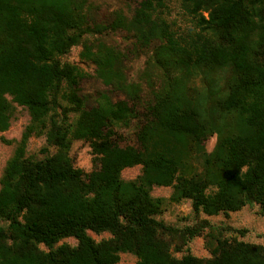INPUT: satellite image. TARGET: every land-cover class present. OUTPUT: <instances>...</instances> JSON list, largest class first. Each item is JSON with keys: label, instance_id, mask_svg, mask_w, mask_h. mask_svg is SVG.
I'll return each mask as SVG.
<instances>
[{"label": "trees", "instance_id": "trees-1", "mask_svg": "<svg viewBox=\"0 0 264 264\" xmlns=\"http://www.w3.org/2000/svg\"><path fill=\"white\" fill-rule=\"evenodd\" d=\"M168 1L139 0L131 17L102 24L87 0H0V131L17 105L31 115L1 178L0 264H118L121 252L135 264H264V246L237 239L218 238L211 258L175 257L172 245L181 251L209 221L169 225L157 218L167 199L151 194L172 186L169 200L190 199L198 215L253 202L264 214V0H181L194 24L181 34L165 16ZM110 30L149 51L150 95L125 77L127 53L85 44L98 78L123 95L88 107L83 73L62 57ZM134 122L137 142L124 144L118 127ZM34 133L46 136L44 158L26 155ZM74 139L92 148L89 173L74 165ZM137 164L141 175L123 179ZM89 231L112 237L97 242ZM66 237L77 245H57Z\"/></svg>", "mask_w": 264, "mask_h": 264}, {"label": "rangeland", "instance_id": "rangeland-1", "mask_svg": "<svg viewBox=\"0 0 264 264\" xmlns=\"http://www.w3.org/2000/svg\"><path fill=\"white\" fill-rule=\"evenodd\" d=\"M90 8V19L96 23L110 24L117 15L123 14L131 17L134 8L139 0H87ZM166 18L173 24L178 34L186 33L193 27L192 18L187 15L182 6L181 0H169ZM101 43L126 54L124 74L128 81L138 82L142 85L143 95H150V88L147 80V60L149 51L136 50L134 41L127 36L124 31L110 30L105 33H96L86 35L83 41L71 48L62 58L64 61L77 65L83 73L81 80V95L87 100V106L91 107L98 102H105L106 98L117 101L123 98L119 92L112 91L98 78L96 74L97 66L88 61L83 55L84 45L89 44L92 47ZM151 73L161 75V72L155 68ZM106 97V98H105ZM76 114H70V121ZM31 123V115L26 107L17 105L15 115L11 121L10 127L6 131H0V189L1 178L9 159L14 155L19 146L27 126ZM121 141L124 144H136L137 122L129 127H118ZM217 142V136L213 135L206 141V148L212 151ZM47 146L46 136L43 133L32 134L26 144V155L34 158H44L48 153L45 150ZM71 157L76 168L82 169L85 173L91 172L94 168V156L92 148L88 141L83 139H74L71 146ZM142 164L126 167L122 170V178L125 180H134L142 173ZM173 192L172 186H155L151 192L154 197H163L167 201L164 203L163 211L157 216L158 219L177 228H186L194 225L198 219H206L209 226L204 232L190 239L182 248L177 251L172 245V254L177 258H182L186 254H192L199 258H211L214 250L217 248V239H237L240 241L254 243L264 246V214L261 212L259 204L249 203L240 210L231 211L227 214L219 213L217 215H207L201 212L199 215L193 210L192 201L185 199L181 202H172L169 200ZM5 226V222L3 223ZM89 235L95 241L109 239L112 237L110 232L97 233L89 231ZM63 243L77 245L78 241L74 237L63 238L57 245ZM42 249L47 250L44 245ZM118 264H135L138 257L131 252H121L119 254Z\"/></svg>", "mask_w": 264, "mask_h": 264}]
</instances>
